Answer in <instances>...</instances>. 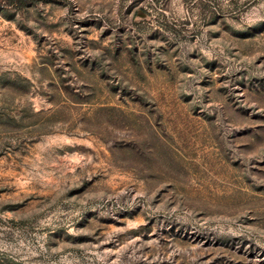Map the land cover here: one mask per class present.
<instances>
[{
    "label": "rangeland",
    "instance_id": "1",
    "mask_svg": "<svg viewBox=\"0 0 264 264\" xmlns=\"http://www.w3.org/2000/svg\"><path fill=\"white\" fill-rule=\"evenodd\" d=\"M0 264H264V0H0Z\"/></svg>",
    "mask_w": 264,
    "mask_h": 264
},
{
    "label": "trees",
    "instance_id": "2",
    "mask_svg": "<svg viewBox=\"0 0 264 264\" xmlns=\"http://www.w3.org/2000/svg\"><path fill=\"white\" fill-rule=\"evenodd\" d=\"M33 0H4L7 5H15L17 7H24L28 5Z\"/></svg>",
    "mask_w": 264,
    "mask_h": 264
}]
</instances>
